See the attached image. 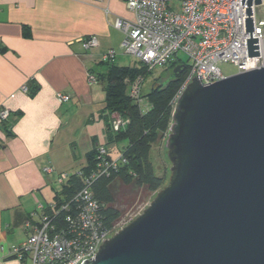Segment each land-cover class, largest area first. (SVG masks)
Wrapping results in <instances>:
<instances>
[{
    "label": "crops",
    "instance_id": "obj_1",
    "mask_svg": "<svg viewBox=\"0 0 264 264\" xmlns=\"http://www.w3.org/2000/svg\"><path fill=\"white\" fill-rule=\"evenodd\" d=\"M118 17L134 19L123 0H0V107L10 111L0 121V264H31L10 254L26 238L25 220L65 199V183L43 168L73 173L107 141L103 75L110 64L102 54L114 49L115 66L139 64L120 52ZM88 35L98 45L84 50L80 39ZM57 92L71 99L60 103ZM118 143L108 144L111 156L125 146Z\"/></svg>",
    "mask_w": 264,
    "mask_h": 264
},
{
    "label": "water",
    "instance_id": "obj_2",
    "mask_svg": "<svg viewBox=\"0 0 264 264\" xmlns=\"http://www.w3.org/2000/svg\"><path fill=\"white\" fill-rule=\"evenodd\" d=\"M200 78L174 105L168 183L82 264H264V63Z\"/></svg>",
    "mask_w": 264,
    "mask_h": 264
},
{
    "label": "built area",
    "instance_id": "obj_3",
    "mask_svg": "<svg viewBox=\"0 0 264 264\" xmlns=\"http://www.w3.org/2000/svg\"><path fill=\"white\" fill-rule=\"evenodd\" d=\"M133 13V21L116 18L114 26L123 31L120 44L123 53L152 71L179 60V53L187 57L189 64L184 80L174 94V105L193 77L201 75L203 83H211L224 77L219 65L229 62L237 72L258 68L264 63V14L257 17L254 0H123ZM250 10V13H248ZM250 19L252 30H248ZM254 40L255 54H249L248 41ZM84 50L98 45L94 35L80 39ZM114 49L102 54V61L113 62ZM184 68V67H183ZM145 75L139 74L128 84V95L138 106L141 114L150 104L143 95ZM88 82L94 84L97 77L88 73ZM28 92L26 85L22 86ZM58 102L71 99L62 92L56 93ZM114 114V113H113ZM10 111L0 107V121L7 122ZM128 123L127 118H111V127L118 131ZM168 133V132H167ZM108 149L96 147L94 166L84 172L81 168L73 173L56 172L51 165L43 171L66 183L72 177L82 181L81 187L67 200L52 202L39 214L25 220L26 238L11 249L10 254L20 260L28 258L31 264H82L84 259L96 255L103 240L125 226L118 221L107 228L102 223L100 204L92 192V184L100 177H108L126 161L123 153L108 156ZM39 207H42L39 204ZM36 214V213H35Z\"/></svg>",
    "mask_w": 264,
    "mask_h": 264
},
{
    "label": "trees",
    "instance_id": "obj_4",
    "mask_svg": "<svg viewBox=\"0 0 264 264\" xmlns=\"http://www.w3.org/2000/svg\"><path fill=\"white\" fill-rule=\"evenodd\" d=\"M105 63H109L110 66L103 75L105 81L104 109L108 115L118 113L128 119V123L118 131L112 129L110 122L107 141L102 145L107 148L108 144L113 142L126 141V145L119 149L126 161L110 176L100 177L92 184V192L100 204L102 223L105 227L111 228L122 218L124 212L121 207L122 202L134 199V196L127 197L123 194L118 197L117 183L120 184V187L133 188L135 193L141 191L143 196L156 193L164 186L165 175L155 173L146 158L151 144L169 131L173 113L171 100L184 80L188 67L178 59L171 61L169 66L173 65V76L168 79L165 85L152 86L149 89L146 96L150 106L145 113L141 114L136 103L126 93V80L131 81L139 74L146 76L150 71H147L146 67L141 64L138 66H115L113 62ZM176 66L182 70L174 71ZM96 147L87 153L86 164L81 167L84 172L94 166ZM108 154L110 155L109 150ZM81 185L80 178L70 177L62 188L66 194L63 201L69 199ZM60 202L61 200H57L56 203Z\"/></svg>",
    "mask_w": 264,
    "mask_h": 264
},
{
    "label": "rangeland",
    "instance_id": "obj_5",
    "mask_svg": "<svg viewBox=\"0 0 264 264\" xmlns=\"http://www.w3.org/2000/svg\"><path fill=\"white\" fill-rule=\"evenodd\" d=\"M256 14L258 18L263 16L264 4L258 5L256 7ZM120 52L123 53L121 48H120ZM125 55H126L125 59H127L125 62L128 64H132V61L134 58L131 55H128V54H125ZM178 56H179L178 57L179 60L183 64H189V61L187 60V57L185 55H183L182 53H179ZM219 67L224 76L232 75L237 72L236 67L229 62L221 63ZM171 76H173V65L172 66H169V65L168 66L167 65L157 66L152 71L148 72L144 78L143 88H142L143 95L145 96V98H147L146 93L149 91V89L152 86L165 85ZM126 82H127L126 93L128 94V87H129L128 84L130 81L126 80ZM114 116H117V113H114V114L112 113L110 115V118ZM119 116L122 117L121 115ZM110 122H111V119H110ZM95 127L97 128V126ZM166 137H167V132L164 133L158 140H156L155 142L151 144L148 150L147 158H146L147 163H149V166L153 169L155 173H157L158 175H162V176L165 175L164 186L168 183L169 176H170V170H169L170 161L167 158L166 148H165ZM123 145H126V141H119L118 146L121 147ZM117 184H118L117 187H118V193H119L118 197H120L121 194L127 197L134 196V199L132 200L127 199V201L122 202L123 205L121 206L124 212H123L120 222L128 224L130 221L136 218L150 204L151 200L154 198L156 193L143 196L141 191L140 192L138 191L135 193L133 188L131 187L129 188L128 186L120 187V184L119 183Z\"/></svg>",
    "mask_w": 264,
    "mask_h": 264
},
{
    "label": "flooded vegetation",
    "instance_id": "obj_6",
    "mask_svg": "<svg viewBox=\"0 0 264 264\" xmlns=\"http://www.w3.org/2000/svg\"><path fill=\"white\" fill-rule=\"evenodd\" d=\"M168 65H169V64H168ZM168 65H167V66H168Z\"/></svg>",
    "mask_w": 264,
    "mask_h": 264
}]
</instances>
